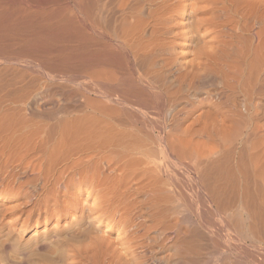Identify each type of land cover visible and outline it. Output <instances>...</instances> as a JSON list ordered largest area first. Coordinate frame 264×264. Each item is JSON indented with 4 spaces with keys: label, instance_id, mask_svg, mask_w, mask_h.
<instances>
[{
    "label": "bare ground",
    "instance_id": "bare-ground-1",
    "mask_svg": "<svg viewBox=\"0 0 264 264\" xmlns=\"http://www.w3.org/2000/svg\"><path fill=\"white\" fill-rule=\"evenodd\" d=\"M30 182L45 264H264V0H0V186Z\"/></svg>",
    "mask_w": 264,
    "mask_h": 264
},
{
    "label": "rangeland",
    "instance_id": "rangeland-1",
    "mask_svg": "<svg viewBox=\"0 0 264 264\" xmlns=\"http://www.w3.org/2000/svg\"><path fill=\"white\" fill-rule=\"evenodd\" d=\"M67 85L68 86L72 85L71 87H74V88L76 87L75 83H69ZM76 91H77V88H75L74 93ZM39 186H41L39 183L30 182V183L25 184L23 187H21V189L19 187L17 189L14 188L15 190L13 189V191L12 190H9V191L5 190V188H3V186H0V211L2 209V213H3L2 216H0V228H1L0 229V234H1L0 235L1 236L0 237V243H1L0 251L2 253V243H7V242L11 243V241H12L11 239H14L15 241H12V243L13 242L15 243L16 241H17V243L19 242L18 243L19 246L21 245V246L25 247L26 252L28 254L31 251L32 254H29V256L30 257H31V255L33 256L32 259H34V260L31 259L33 261V262L31 261L32 264H35V263L36 264H38V263L43 264V262H44V264L49 263V261L51 262V259H52V262H54L55 260L56 261L61 260L60 257L58 259H57V257L61 255V249L65 248V246H64L65 244L64 245L62 244L63 247H61V245H59L60 247L58 245H56V246L51 245L50 247H48V250L45 249V251L44 250H42V251L41 250H37V251L35 250V246H36V243L38 240L42 239L44 237V235H49V233H51V230H52V232H54V230L59 229V226L56 225V223H55L56 219H54V221H49V220H46L45 218H38L37 215L39 214V210H37V211L35 210L30 214V210L33 207L34 202L36 200H38L39 195H42V193H43V190L39 189L40 188ZM1 188L4 190H2ZM38 191L39 192L41 191L40 192L41 194ZM28 196H30V197H28ZM31 197L33 199H31ZM85 197H86V195H85ZM31 201L32 202L34 201V202L32 203ZM22 202H24V203H22ZM26 202H29L28 203L29 205H27ZM19 203H20V205H19ZM14 204H15V206H13ZM22 205H23V207H22ZM7 207H9V208L11 207L10 209L15 207L16 209L14 208V209L10 210L8 208L9 209L8 210ZM17 207H19V209L20 208L21 209L19 210ZM29 207H30V209H29ZM41 209H43V208H41ZM3 210H5V212H3ZM6 210H8L9 213L6 212ZM23 210H25V212ZM116 211L117 210L112 211L111 213H114V212L116 213ZM4 213H7V215L5 214L6 215L5 216ZM0 215H1V212H0ZM78 220H79L78 218L77 219H74V218L73 219H67L68 223L66 221L67 224H65L66 226L63 227L65 222H62V224L60 225V230H68V229L69 230H73V229L76 230V229H78L81 225L80 220L79 221ZM94 223L96 224V222H94ZM102 227L105 228L106 226L102 225ZM47 230H50V231H47ZM40 231H42V232H40ZM42 235H43V237H42ZM112 235H116V234H112ZM88 237L89 236H87V234H86V236L84 235V238L81 237L82 238L81 240L83 242V243L81 242V244L88 243V241H89ZM6 239H8L9 241ZM4 240H6V241L3 242ZM84 240H86L85 243H84ZM18 244H16V245H18ZM33 246H34V248H33ZM50 248L51 249L53 248V251H50L49 250ZM56 249L60 252V254H59V252L57 253ZM11 250L12 249H8L7 252L5 253V255L6 254L8 255V256L6 255L8 258L11 257V259L9 258L10 264H12L11 262L14 261V257H15V254L13 253L14 251H11ZM39 251H41L42 253H38ZM54 251H55V253L53 254ZM1 253H0V256L3 255V253H2V255H1ZM48 253H50V254H48ZM55 257H56V259H55ZM35 260L38 263L35 262ZM59 262H61V261H59ZM62 263L63 262H61L60 264H62Z\"/></svg>",
    "mask_w": 264,
    "mask_h": 264
}]
</instances>
